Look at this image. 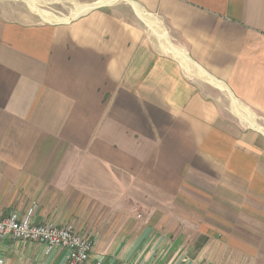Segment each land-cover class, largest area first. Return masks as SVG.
<instances>
[{
	"label": "crops",
	"instance_id": "crops-1",
	"mask_svg": "<svg viewBox=\"0 0 264 264\" xmlns=\"http://www.w3.org/2000/svg\"><path fill=\"white\" fill-rule=\"evenodd\" d=\"M1 1L0 216L72 224L101 264H264V141L204 90L264 112V0H122L67 21ZM0 253L66 251L6 238Z\"/></svg>",
	"mask_w": 264,
	"mask_h": 264
},
{
	"label": "rangeland",
	"instance_id": "rangeland-1",
	"mask_svg": "<svg viewBox=\"0 0 264 264\" xmlns=\"http://www.w3.org/2000/svg\"><path fill=\"white\" fill-rule=\"evenodd\" d=\"M121 2L123 1L117 0L114 2H108L107 4H119ZM0 4L4 7V5H7L8 3L1 1ZM35 4L38 9L45 11L48 14L51 13V15H49V18L53 16L52 19L57 20V21L70 20L71 18H73L74 16L78 14V11H80V7L77 6L78 4L74 5L71 3L70 0H35ZM127 7H130L131 9V6H127ZM11 9L16 12L14 16L19 17V19H21V17H26V18L29 17L27 19H34V20L40 19V15L35 10H33L25 0H13V2L11 3ZM130 20L132 21L136 20V19L134 20V18L132 17V14L130 16ZM139 22L141 23V25L145 27L146 29L145 32L147 33V35L150 36L151 40L154 39L155 41V39H157L156 40L157 49L160 52L171 54L172 50L170 48V44L168 43L169 37H166L168 35H165L162 32L165 28L163 26L161 27V24L157 22L158 29H157V38H156V36L154 35L152 31L153 26H155L153 23L150 24V22L143 21V20L142 21L139 20ZM191 75L192 77L197 78L195 72H191ZM209 85H210L209 86L210 89L206 90V88H204L205 93L209 94V96L214 98V100L216 101L218 100V102L220 103L221 112L223 113V115L227 118H231L232 121L235 122V124H240L243 128H249V129L254 128L259 133L261 139L264 141V134L262 133V130H264V112L258 111L256 109H252L238 101L240 103L239 104L237 100L233 98L231 100V97L229 96L227 91L225 90L219 91L217 88H214L211 84Z\"/></svg>",
	"mask_w": 264,
	"mask_h": 264
},
{
	"label": "built area",
	"instance_id": "built-area-1",
	"mask_svg": "<svg viewBox=\"0 0 264 264\" xmlns=\"http://www.w3.org/2000/svg\"><path fill=\"white\" fill-rule=\"evenodd\" d=\"M6 238L38 242L48 250L62 248L66 251L64 264H101L91 261L93 241L76 232L74 225L59 226L53 221L36 222L32 210L24 219L17 213L0 216V250L1 242ZM0 264H4L1 253Z\"/></svg>",
	"mask_w": 264,
	"mask_h": 264
},
{
	"label": "bare ground",
	"instance_id": "bare-ground-1",
	"mask_svg": "<svg viewBox=\"0 0 264 264\" xmlns=\"http://www.w3.org/2000/svg\"><path fill=\"white\" fill-rule=\"evenodd\" d=\"M28 4H29V6L33 9V10H35L41 17H43L44 19H47V20H49L50 18H49V15H51V13L50 14H48L47 12H45V11H42V10H40V9H38L37 8V6H36V4H35V0H25ZM114 1H116V0H98L97 2H95V3H92V4H85V5H81V6H79L80 7V11L78 12V14H81V13H83V12H86V11H88L90 8H92V7H94V6H96V5H102V4H107L108 2H114ZM134 9L136 10V12L138 13V15L140 16V18L142 19V20H146V21H148V19H147V17H145L144 15H143V13L141 12V10L136 6V5H134ZM150 19L151 18H149V21H150ZM53 20V19H52ZM151 21H152V19H151ZM152 23V22H151ZM150 23V24H151ZM160 26V25H159ZM158 29V28H157ZM154 30V29H153ZM156 32V31H155ZM160 36H162V35H160ZM167 37V36H166ZM169 37V36H168ZM162 42V41H161ZM169 43V42H168ZM173 44V43H172ZM163 47V46H162ZM170 48H171V50L178 56V58L180 57V58H182V59H184V61H186V56H185V54L182 52V50H179L178 48H175L173 45H171L170 44ZM167 51V50H166ZM184 51V50H183ZM192 62V61H191ZM191 67V66H190ZM194 68V67H193ZM196 68V67H195ZM199 69V68H198ZM197 69V70H198ZM202 77V76H201ZM204 79H206V80H208V82H210V83H212L213 85H215L216 87H219L220 89H223L224 88V84L223 83H221V82H219L218 80H216V79H214V78H212V77H204ZM231 100H232V98H231ZM238 102V101H237ZM239 103V102H238ZM240 104V103H239ZM232 105V104H231ZM243 105V104H242ZM237 106V105H236ZM233 110V109H232ZM236 111V110H235ZM238 111V110H237ZM241 113V112H240ZM245 113V112H244ZM237 114V113H236ZM254 115V114H253ZM238 117H239V115H238ZM244 118V117H243ZM243 118H241V119H243ZM248 120V119H247ZM256 120V119H255ZM246 121V120H245ZM256 122V121H255ZM249 123V122H248ZM257 125H258V123H257ZM255 126V125H254ZM257 127V126H256ZM260 128V127H259ZM261 131V130H260ZM262 133L264 134V130H262Z\"/></svg>",
	"mask_w": 264,
	"mask_h": 264
}]
</instances>
